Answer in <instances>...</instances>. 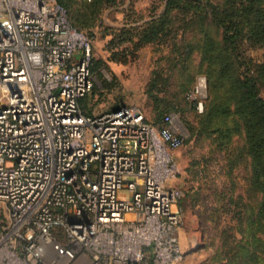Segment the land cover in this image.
<instances>
[{
    "label": "built area",
    "instance_id": "obj_1",
    "mask_svg": "<svg viewBox=\"0 0 264 264\" xmlns=\"http://www.w3.org/2000/svg\"><path fill=\"white\" fill-rule=\"evenodd\" d=\"M93 40L59 0H0V264L184 259L178 115L83 112Z\"/></svg>",
    "mask_w": 264,
    "mask_h": 264
},
{
    "label": "trees",
    "instance_id": "obj_2",
    "mask_svg": "<svg viewBox=\"0 0 264 264\" xmlns=\"http://www.w3.org/2000/svg\"><path fill=\"white\" fill-rule=\"evenodd\" d=\"M59 1L66 7L72 25L89 34H94V25L99 21L91 13H97L98 8L105 12L111 6L108 0H93L87 12L93 23L85 25L81 23L82 13L73 16L67 1ZM128 8L131 9V4ZM154 14L153 19L140 24L138 18L130 21L125 16L123 25L105 26L103 31L110 30L111 35L106 42L109 59L122 63L134 60L146 43L163 41V33L179 34L180 40L172 42L171 48L177 51L180 45L188 52L192 44L186 41V33L191 22L197 20L203 26L209 19L220 27V45L227 51V58L213 57L216 43L206 31L200 49L202 58H206L207 76V98L200 111L202 129L210 126L217 146L225 149L223 171L231 183L230 194L225 193L222 204L228 217L216 264H264V94L260 90L264 55L255 60L245 51V45L264 48V0H166L164 11L157 17ZM101 61L95 59L94 63ZM93 65L92 57L91 70L95 68ZM90 91L79 99L83 112L94 114L118 107L92 111L86 104ZM168 112L180 115L176 109H169L149 119L158 122ZM239 133L243 135V151L231 145L232 136ZM239 164H244V182L241 191L235 193L233 173ZM3 214L2 207L0 219Z\"/></svg>",
    "mask_w": 264,
    "mask_h": 264
},
{
    "label": "rangeland",
    "instance_id": "obj_3",
    "mask_svg": "<svg viewBox=\"0 0 264 264\" xmlns=\"http://www.w3.org/2000/svg\"><path fill=\"white\" fill-rule=\"evenodd\" d=\"M66 1L73 16L82 13V24L93 23L87 14L93 0ZM124 1L108 0L111 6L107 12L101 13L102 10L98 8L97 13L91 15L98 20H102L104 16L111 19ZM129 2L127 5L131 4V9L122 7L124 17L130 21L138 18L140 24L153 19L152 13H155L156 17L162 13L166 0ZM204 22L203 26L197 20L190 23L186 41H190L192 48L188 52L184 48L181 49L180 45L177 51L171 48L172 42L177 43L180 40L179 34L174 36L171 33H163V41L146 43L137 52V57L126 63L109 59L110 52L106 47L108 40L104 42L94 38L92 57L95 68L91 74L93 86L86 99L87 106L94 112L122 104L139 106L150 119L169 109L179 112V130L185 141L174 152L178 174L172 183L181 191L179 204L183 209V216L179 233L185 251L181 264H216L223 241L222 231L228 217L222 204L226 200L225 193L229 195L231 188V183L223 171L226 164L225 149L217 146L215 133L210 126L202 129L201 113L192 106V101L186 96L198 81L203 80L205 86L200 97L203 101L207 98L206 58H202L200 52L204 43V31L216 43L213 57L219 55L222 59L227 58V51H223L220 45V27L209 19ZM245 51L255 60L262 59L264 55L263 47L252 48L245 45ZM95 59L102 61L96 64ZM260 90L263 95L264 81L260 84ZM232 137L231 145L243 151L242 133ZM244 172V164L235 168V193L242 189Z\"/></svg>",
    "mask_w": 264,
    "mask_h": 264
},
{
    "label": "crops",
    "instance_id": "obj_4",
    "mask_svg": "<svg viewBox=\"0 0 264 264\" xmlns=\"http://www.w3.org/2000/svg\"><path fill=\"white\" fill-rule=\"evenodd\" d=\"M128 2H129V0H125L123 2V5L121 6V8L120 9L118 8V10L115 11V15L112 16L111 19H110V17L106 18V16H104L102 20H99L97 22V24L95 25L94 30H93V32H94L93 35H94L95 39H102L104 42L107 41L111 37V35L109 34L110 30L103 31V28L105 26L119 27V26L124 24V20H123V17H124V10L123 9L124 8H122V7H124V6L128 7L129 6V5H127ZM133 3H134V1H133ZM107 11H108V9L105 12H107Z\"/></svg>",
    "mask_w": 264,
    "mask_h": 264
}]
</instances>
